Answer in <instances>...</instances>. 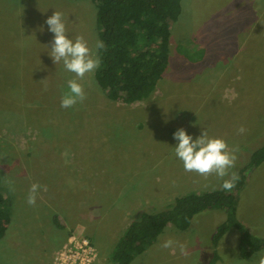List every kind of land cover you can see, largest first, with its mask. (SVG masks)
Listing matches in <instances>:
<instances>
[{
	"label": "rangeland",
	"instance_id": "374dc122",
	"mask_svg": "<svg viewBox=\"0 0 264 264\" xmlns=\"http://www.w3.org/2000/svg\"><path fill=\"white\" fill-rule=\"evenodd\" d=\"M182 6L170 23L168 70L148 99H109L95 71L81 81L86 99L65 109L61 99L75 77L49 55L54 34L46 20L62 12L68 35H82L95 50L96 5L0 0V172L13 202L0 264H54L70 236L90 240L97 252L92 264H109L117 239L142 208L221 189L215 175L185 172L174 152L173 133L181 127L194 139L204 130L223 137L237 149L230 170L237 173L264 142V0H182ZM6 179L14 181V192ZM32 183L41 185L34 206L27 203ZM238 213L264 239V162L250 171ZM225 218L223 210L209 209L188 230L169 225L128 264H200ZM169 239L184 244L187 255L163 248ZM238 245L239 232L232 230L220 244L224 264H258L264 245L249 259Z\"/></svg>",
	"mask_w": 264,
	"mask_h": 264
},
{
	"label": "trees",
	"instance_id": "16d2710c",
	"mask_svg": "<svg viewBox=\"0 0 264 264\" xmlns=\"http://www.w3.org/2000/svg\"><path fill=\"white\" fill-rule=\"evenodd\" d=\"M97 7L99 40L106 48L99 51L101 65L95 76L107 97L131 104L148 99L163 81L171 59L172 28L179 20L182 0H91ZM162 11V16L158 11ZM249 161L239 169V181L231 192L212 189L189 191L170 203L146 206L130 222L108 255L109 264H128L153 246L172 225L188 230L194 217L209 209L226 214L212 236L211 248L200 264H224L220 244L224 237L239 232V254L251 258L260 251L264 239L241 221L239 196L248 183L249 173L264 162V142L250 151ZM0 244L13 220V202L1 186Z\"/></svg>",
	"mask_w": 264,
	"mask_h": 264
},
{
	"label": "clouds",
	"instance_id": "9594fccd",
	"mask_svg": "<svg viewBox=\"0 0 264 264\" xmlns=\"http://www.w3.org/2000/svg\"><path fill=\"white\" fill-rule=\"evenodd\" d=\"M46 23L49 26L48 30L54 34L49 55L55 64L63 62L65 70L73 73L75 77L67 82L68 91L61 99V107L72 108L86 99L87 94L81 81L100 67L99 51L105 49L106 44L103 40H97L94 50L82 35L72 39L68 35L66 22L60 11H55L49 16ZM244 131L243 126L238 129L239 133ZM173 136L178 141L174 147L175 156L182 161L185 172L196 173L204 178L215 175L222 180L220 187L223 191L233 190L240 179L237 172L230 171L236 166L237 149L230 148L223 137H210L207 130L194 139L185 128L181 127L173 133ZM5 184L9 191H15L14 181L6 179ZM40 189L39 183L31 184L27 197L29 205L36 204ZM47 190V186H43V191ZM162 247L171 248L173 252L178 247L181 254L187 255L186 246L178 241L169 239ZM258 264H264V254L260 255Z\"/></svg>",
	"mask_w": 264,
	"mask_h": 264
},
{
	"label": "built area",
	"instance_id": "2783aa9c",
	"mask_svg": "<svg viewBox=\"0 0 264 264\" xmlns=\"http://www.w3.org/2000/svg\"><path fill=\"white\" fill-rule=\"evenodd\" d=\"M96 258L97 252L90 240L70 236L65 246L58 252L54 264H92Z\"/></svg>",
	"mask_w": 264,
	"mask_h": 264
}]
</instances>
